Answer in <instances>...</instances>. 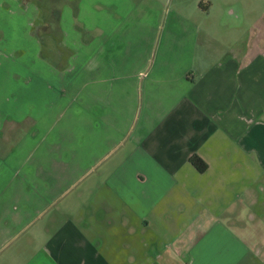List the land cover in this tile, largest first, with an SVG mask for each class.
<instances>
[{"label":"crops","instance_id":"0c3cea01","mask_svg":"<svg viewBox=\"0 0 264 264\" xmlns=\"http://www.w3.org/2000/svg\"><path fill=\"white\" fill-rule=\"evenodd\" d=\"M33 1L31 48L0 45L11 50L0 52V136L40 142L41 161L23 164L27 201L64 198L72 181H55L73 168L90 180L26 264H264V233L232 224L256 197L251 165L264 172V25L244 49L235 41L217 56L200 52L196 36L165 37L153 57H120L109 0ZM119 3L115 13L129 18L130 1ZM52 139L59 147L46 149ZM1 221L0 250L12 238Z\"/></svg>","mask_w":264,"mask_h":264},{"label":"rangeland","instance_id":"374dc122","mask_svg":"<svg viewBox=\"0 0 264 264\" xmlns=\"http://www.w3.org/2000/svg\"><path fill=\"white\" fill-rule=\"evenodd\" d=\"M63 1L45 0L53 6L61 5ZM120 1L109 0L108 3V12L115 21L113 32L115 40L111 42H115L116 51H114L120 57L128 56L129 53L150 54V57H153L165 37L187 40L196 36L200 52L217 56L230 51L235 41H239V49H244L249 39L254 37L255 30L253 29L251 34L252 28L264 25V0H129L130 5L124 12L128 14L129 10L131 11L129 18L127 15L115 13ZM38 4L39 2L33 0H0V45L12 46V42L15 41L14 50L31 48L27 42L29 36H27L26 11ZM98 6L97 3L95 8L97 9ZM44 7L49 6L45 3L41 4V9ZM207 8L209 9L207 13L202 14ZM194 25L200 30L197 35L192 31ZM36 33L37 36L42 35L40 29ZM120 37L123 39L121 45L117 41L121 39ZM125 38L129 39V46L127 43L124 45ZM205 38L208 40L204 41ZM42 40L50 51L57 52L54 39ZM5 49L10 50L7 47ZM5 49L0 47V52H7ZM1 87L3 86L0 85ZM53 123L49 133L56 136L60 124L57 121ZM6 132L7 130L3 134ZM5 135L6 137L0 136V221L10 223L7 231L12 238L9 237L1 242L0 264H10V262L26 264L30 249L39 247L43 242L44 233L55 229L58 225L57 218L64 217L61 211L64 212L65 206L69 208L68 214L72 217L75 206L74 195L80 191L82 184L89 182L90 178L85 181H83L85 177L78 179L79 169L73 168L65 174V178H62L60 183L58 179L55 181L64 188L72 181L64 198H57L51 204H46L45 199L37 202L33 199L27 201L29 194H26L24 187L32 186V182L23 164L30 167L34 164L33 161L38 159L41 161L40 142L36 141L35 146L34 140L21 143L17 141V135ZM32 145L39 151L37 154L31 148ZM45 145L46 149L59 147L57 139L47 140ZM246 161L248 162L247 159ZM248 175L254 181L256 197L239 204L236 221H232V224L248 234H262L264 233V172L252 164ZM33 202L35 204L31 205ZM10 217H18L17 222L10 220Z\"/></svg>","mask_w":264,"mask_h":264},{"label":"trees","instance_id":"16d2710c","mask_svg":"<svg viewBox=\"0 0 264 264\" xmlns=\"http://www.w3.org/2000/svg\"><path fill=\"white\" fill-rule=\"evenodd\" d=\"M189 162L200 173L205 172L207 169V165L197 156L191 157Z\"/></svg>","mask_w":264,"mask_h":264}]
</instances>
